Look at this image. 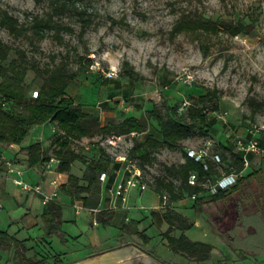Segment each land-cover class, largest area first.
Returning <instances> with one entry per match:
<instances>
[{
    "label": "rangeland",
    "instance_id": "obj_1",
    "mask_svg": "<svg viewBox=\"0 0 264 264\" xmlns=\"http://www.w3.org/2000/svg\"><path fill=\"white\" fill-rule=\"evenodd\" d=\"M50 2L0 0V17L8 11L23 26L14 33L0 24V40L11 48L3 64L19 57L17 49L23 50L28 61L42 69L65 63L69 71L79 75L68 90L81 94L82 106L97 114L101 125L141 111L148 132L155 136H159L158 129L146 114L152 103L169 102L171 95L174 100L169 104L185 113L194 101L193 96L216 89L219 97L215 102L219 109L212 110L210 101L204 104L209 115L217 118L215 131L211 136H194L183 143L188 148H196L211 138L215 151L228 144L235 151L224 156L229 166L235 167L236 137L246 138L253 124H264V0H79L78 8L54 17L72 30L62 29L59 33L51 30L41 35L26 29L32 16H45L51 11ZM82 11L84 14L80 15ZM183 15L241 21L252 24L253 29L234 36L224 31L176 32L174 28ZM84 16L90 19L85 29L82 27ZM112 69L117 71V76L109 78L106 74ZM128 72L132 77L126 75ZM188 75L192 76L191 81L187 80ZM26 80L31 82L30 94L39 89L43 78L29 69ZM250 98L260 106L255 112L249 105ZM54 125L47 123L43 128L38 127V132L47 135L49 144L58 130ZM96 128V125L92 127L94 135L77 144L88 156L99 154L98 148L103 147L101 141L105 136ZM32 134L29 132L28 137ZM142 137L140 134L132 139ZM258 137L264 138L263 132ZM127 144L119 152L130 150L129 138ZM107 148L104 147L112 157V151ZM154 156L153 162L145 167L147 178L165 174L166 166L184 159L179 149H161ZM249 157L247 173L254 169L260 171L250 178L252 191H247L248 196L240 206L228 243L234 249L233 258L246 257L264 264V258L261 260L256 255L264 251V215L260 209L246 208L255 201L264 203V155L251 153ZM82 167L76 162L73 171L81 173ZM250 225L254 228L252 232L247 230ZM192 227L202 239H209L202 225Z\"/></svg>",
    "mask_w": 264,
    "mask_h": 264
},
{
    "label": "trees",
    "instance_id": "obj_2",
    "mask_svg": "<svg viewBox=\"0 0 264 264\" xmlns=\"http://www.w3.org/2000/svg\"><path fill=\"white\" fill-rule=\"evenodd\" d=\"M78 1L51 0V11L47 12L45 16L39 14L32 16L25 28L41 35L51 30L54 33H59L62 29L72 30L70 26L64 25L54 17L56 14L78 8ZM83 11L79 14L83 15ZM82 23V27L85 29L89 25L90 19L84 16ZM0 24L14 33L23 28L18 19L8 11L2 13ZM252 29V24L241 21L213 20L203 15H195L194 17L183 15L174 28L176 32L218 33L224 31L231 36L249 33ZM10 49L7 44L0 40V144L21 143L33 126L47 122L55 123L58 130L55 132L49 147L45 148L40 141L25 147L27 164L34 166L43 162L50 155L58 156L60 159L58 170L68 173V179L61 187L62 191L69 194L72 199H82L86 205H95V198L100 195L101 191L99 174L102 171H111L119 163L115 162L102 146L98 148L99 154L88 156L83 151L84 148H78L77 144H80L85 137L94 135L92 131L94 125L97 126V132L102 136L130 134L132 132L142 133L147 130V126L131 114L124 116L121 121L111 119L101 125L99 116L84 109L82 104L76 102L67 91L68 86L79 76L77 72L69 71L65 63H60L53 68L42 69L35 63H30L25 52L21 49H17L19 57L11 59L5 65L2 61L6 60ZM29 69L43 78L36 97H33L32 92L29 94L31 82L26 80ZM126 75L132 77L131 72ZM218 97L219 94L216 89L207 90L197 97L193 96L194 101L190 102L185 113L179 112L178 108L175 105H170L169 102H162L160 105L152 103L146 109L147 117L155 122L159 136L150 132L146 133L143 139L134 140L129 153L140 160V164L145 170V167L153 162L154 154L158 150L179 149L183 152L184 161L166 166L165 174L151 177L148 180L157 192L166 194L171 201L178 200L185 194L196 195L198 200L203 199L204 195L201 193L205 192V188L201 182L207 176L217 177L220 168H228L230 165L224 153L231 151V146L223 144L222 149L216 151L222 156V163L219 165L208 161V169H206L204 163L188 155V147L183 143L194 136L207 137L213 134L216 129L217 118L209 115L204 104L210 101L212 110H218L219 104L215 102ZM248 102L252 112L260 108L257 100L250 98ZM142 108L143 106H138V109ZM262 145L264 146V143ZM242 155L241 152L235 155L234 168L236 171H241L244 168ZM76 162L85 166L81 175L71 171L72 165ZM191 171L198 172V184L188 182ZM259 171L260 169H254L240 176L235 184L209 195L206 200L224 201L233 194L248 191L250 178L256 176ZM199 194H201L200 197H198ZM107 214L108 212H105V216ZM61 216V206L54 200L50 201L47 211L43 215L46 234L48 236L59 235L62 241H65V233L61 228ZM165 216L170 223L165 235L168 237L171 249L186 254H197L201 259L209 256L211 245L193 242L183 234L178 238L169 235L173 229L172 225L177 224L182 229H189L192 222L171 208L166 210ZM108 221L109 218L101 220L104 224ZM12 247L15 249L14 264H46L44 258L28 257L26 255L27 248L23 241H19L6 231L0 230V248L8 250ZM156 258L160 259L157 256ZM54 264H63V262L56 258Z\"/></svg>",
    "mask_w": 264,
    "mask_h": 264
},
{
    "label": "crops",
    "instance_id": "obj_3",
    "mask_svg": "<svg viewBox=\"0 0 264 264\" xmlns=\"http://www.w3.org/2000/svg\"><path fill=\"white\" fill-rule=\"evenodd\" d=\"M68 89L69 86L67 91L76 102L84 103L80 93H71ZM169 97V102L174 100V96ZM147 104L150 102L147 101ZM141 113L137 111L131 115L136 116L147 126ZM47 123L33 126L30 130L33 132L32 136L27 135L21 143L0 144L2 153L7 156L9 154L18 161V166L22 169L21 176L25 180L43 184L41 192L25 191L10 181L0 168V230L23 241L28 257L44 258L46 264H54L56 258L63 264H257V261L246 257L233 258L234 249L228 243L240 215V206L252 191L251 184L249 192L233 194L224 201H207L206 198L211 195L207 192L201 193L204 195L203 199L198 200L197 197L185 194L180 199L171 201L168 197L164 200L163 194L157 192L149 183L145 190L137 188L132 190L125 204L118 209L109 208L110 201L102 198L101 191L95 198V205H86L82 199H72L69 194L62 191L61 187L67 181L68 173L60 172L58 165L46 169L43 162L34 166L27 164L25 151L27 145L36 141L42 142L45 148L50 145L47 135L38 132V127L43 128ZM52 125L55 127L54 123ZM146 133L148 129L142 133L135 132L134 136L128 135L131 147L133 137L140 134L144 137ZM231 151L225 153L229 154ZM74 164L71 168L73 173ZM84 168L83 165L81 173L75 174L81 175ZM247 171L248 168L244 169L242 175ZM54 178L59 181L58 187L51 184ZM112 180L113 176L109 184ZM54 190L58 193L52 200L62 208L61 228L65 233V241H62L59 235L48 236L45 231L43 215L47 211L48 203L52 201H48L45 196ZM168 208L185 216L192 222V226L204 227L205 236H209L208 240L193 232L192 226L189 229H182L177 224L172 225L173 229L169 235L178 238L183 234L193 242L211 245L207 258L202 260L197 254H186L171 249L165 235L170 227L165 216ZM246 208L260 209L264 215V203L259 201ZM105 212L109 214L107 217ZM106 218H109L107 223L101 222ZM247 230L252 232L254 228L250 225ZM14 251V247L8 250L0 248V264H14ZM256 255L262 260L264 251Z\"/></svg>",
    "mask_w": 264,
    "mask_h": 264
},
{
    "label": "built area",
    "instance_id": "obj_4",
    "mask_svg": "<svg viewBox=\"0 0 264 264\" xmlns=\"http://www.w3.org/2000/svg\"><path fill=\"white\" fill-rule=\"evenodd\" d=\"M109 78L117 76V71L112 69L106 74ZM192 76L188 75L187 80L191 81ZM33 97L38 95V90L32 92ZM55 130V129H54ZM263 132L264 124H253L248 130V136L246 138L236 137L237 152H241L244 168L241 171H236L234 167L228 166V168H220L219 175L215 178L211 176L205 177L201 182V185L205 188V192L209 194H215L223 188H227L236 183L237 179L242 176L243 170L250 166L251 153L257 155H264V138H259L258 133ZM134 136L135 132L122 135H106L101 141V145L112 151V158L115 162L119 163L118 166L112 168L111 171H102L99 174V180L101 183V195L102 198H107L110 209H118L122 207L128 199V195L134 189L145 190L149 185V178H147L145 170L140 164V160L137 157L130 155V150L126 152L121 151L127 144V136ZM129 145V144H127ZM214 141L208 138L206 142L199 147H189L187 149L188 155L197 161L204 163L206 169H208V161H212L217 164L222 163V156L216 152L213 148ZM133 146V145H132ZM129 147V146H126ZM89 149V146H86ZM131 148V146H130ZM108 151V148H107ZM119 152V153H118ZM60 159L56 155H50L43 161V165L46 169H52L58 165ZM18 161L5 155L0 151V168L4 172L5 176L10 179L15 185L19 186L25 191L29 192H41L43 184L41 182H31L25 180L21 174L22 169L18 166ZM113 176L112 182L109 184V180ZM190 184L199 183V175L197 171H191L188 177ZM51 184L59 186V181L54 178L51 180ZM105 192V194H104ZM57 190H54L51 194L46 195L45 198L50 201L57 195ZM196 197V195H192ZM163 199H167V195H162Z\"/></svg>",
    "mask_w": 264,
    "mask_h": 264
},
{
    "label": "flooded vegetation",
    "instance_id": "obj_5",
    "mask_svg": "<svg viewBox=\"0 0 264 264\" xmlns=\"http://www.w3.org/2000/svg\"><path fill=\"white\" fill-rule=\"evenodd\" d=\"M203 260V259H202Z\"/></svg>",
    "mask_w": 264,
    "mask_h": 264
}]
</instances>
